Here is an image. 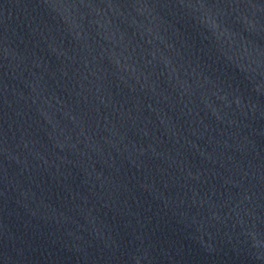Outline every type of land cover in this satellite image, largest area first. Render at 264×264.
<instances>
[{"label":"water","instance_id":"water-1","mask_svg":"<svg viewBox=\"0 0 264 264\" xmlns=\"http://www.w3.org/2000/svg\"><path fill=\"white\" fill-rule=\"evenodd\" d=\"M0 264H264V0H0Z\"/></svg>","mask_w":264,"mask_h":264}]
</instances>
